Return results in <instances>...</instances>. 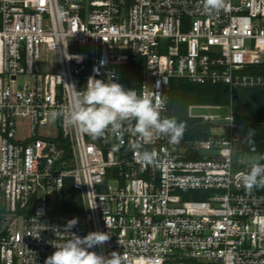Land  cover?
I'll return each mask as SVG.
<instances>
[{"label": "built area", "instance_id": "built-area-1", "mask_svg": "<svg viewBox=\"0 0 264 264\" xmlns=\"http://www.w3.org/2000/svg\"><path fill=\"white\" fill-rule=\"evenodd\" d=\"M204 5L0 0L1 264H45L55 245L90 232L110 239L89 251L119 252L125 264H264V193L244 186L232 104L190 105L208 137L155 139L148 165L130 149V125L93 139L65 115L89 77L160 96L165 116L173 78L264 87L251 70L264 62V0ZM49 51L58 68L45 71Z\"/></svg>", "mask_w": 264, "mask_h": 264}, {"label": "clouds", "instance_id": "clouds-1", "mask_svg": "<svg viewBox=\"0 0 264 264\" xmlns=\"http://www.w3.org/2000/svg\"><path fill=\"white\" fill-rule=\"evenodd\" d=\"M205 9L219 11L224 7V0H205ZM165 101L160 96L124 88L111 80H99L89 77L86 88L77 91L76 100L70 113L65 114L71 123L93 139L102 137L106 131L119 134L124 124L139 137L130 145L135 158L142 164H152L154 153L144 146L158 138H166L170 144H178L186 130V123L175 116H165ZM61 113L52 114L55 119ZM264 155L253 161L243 183L247 190L264 187ZM78 219L69 220L64 230L71 229ZM110 239L104 232H90L84 237L72 233V238L55 245L54 251L46 258L45 264H125L121 253L113 251L109 256L89 251L96 245Z\"/></svg>", "mask_w": 264, "mask_h": 264}, {"label": "trees", "instance_id": "trees-1", "mask_svg": "<svg viewBox=\"0 0 264 264\" xmlns=\"http://www.w3.org/2000/svg\"><path fill=\"white\" fill-rule=\"evenodd\" d=\"M252 73L264 75V62L253 66ZM168 115L186 123L182 139L208 137V124L200 119L190 117L188 109L193 104H232L233 114L238 122L254 127L252 136L241 138L237 147L245 151L258 152L264 155V87H238L230 89L225 83L201 84L186 78H173L168 88ZM264 163V161H261ZM247 190V189H246ZM249 191V190H248ZM253 193H264V187L251 190ZM188 197L206 198L200 190H182Z\"/></svg>", "mask_w": 264, "mask_h": 264}, {"label": "rangeland", "instance_id": "rangeland-1", "mask_svg": "<svg viewBox=\"0 0 264 264\" xmlns=\"http://www.w3.org/2000/svg\"><path fill=\"white\" fill-rule=\"evenodd\" d=\"M42 56H43L42 66L45 71H52L58 68V60L55 52L53 51L45 52L42 54ZM26 79L27 77L20 76L16 81V86L23 84ZM196 111L202 112L207 110L197 109ZM221 111L223 113H227L228 112L227 106H224ZM235 132L237 137L241 139L247 136L254 135L255 130L252 125H248L242 122H237V125L235 127ZM259 157L260 155L258 152L245 151L238 147L235 148V160L242 165H251V163L257 160ZM191 198H195V197H191Z\"/></svg>", "mask_w": 264, "mask_h": 264}]
</instances>
